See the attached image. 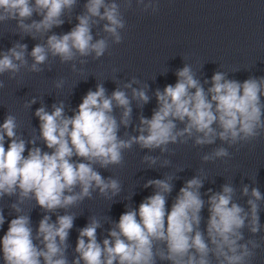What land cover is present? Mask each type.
<instances>
[{"label":"clouds","instance_id":"1","mask_svg":"<svg viewBox=\"0 0 264 264\" xmlns=\"http://www.w3.org/2000/svg\"><path fill=\"white\" fill-rule=\"evenodd\" d=\"M76 4L77 0H0V23L15 21L20 33L35 39L60 27L65 14H70ZM136 5L153 13L159 10L158 0H136ZM123 6L131 8L132 0H123ZM34 15L40 19H33ZM76 20L71 31L52 34L45 43L32 48L30 71H42L40 66L48 62L49 56L58 57L61 63L74 61L78 56L94 55L98 59L109 48L108 37L116 44L122 42L121 31L126 22L116 0H86L84 11ZM101 22L107 37L94 39L92 29ZM26 53L27 45L18 42L0 52V75L10 73V78H15L21 68L28 66ZM176 76L174 85L155 91L157 108L151 118L141 116L138 135L125 133L126 139L118 132L121 125L127 128L131 123L132 101L142 107L150 99L146 84L132 87L133 83H140L135 78L123 85V89H131V97L121 88L109 96L103 85L97 84L96 90L87 92L71 116L65 115L63 102L54 104L51 112L43 106L38 108L35 112L40 121L38 139L50 151L35 146L36 138L26 142L17 134L16 117L12 114L5 117L0 124V199L16 196L17 202L11 205L16 217L0 238L4 264H68L66 241L74 215H59L55 222L44 215L34 234L29 215L20 214L19 205L31 199L51 213L69 209L91 198L95 191L109 199L117 196L120 181L105 179L96 166L107 169L121 165L123 152L134 144L166 152L169 144H183L190 139L199 146L214 144L217 139L233 146L264 133V76L240 82L218 71L211 77L207 90L187 64ZM62 84L59 81L56 87ZM3 87L4 82L0 81V88ZM114 108L121 109L119 120L113 114ZM177 122L183 128H178ZM6 139L10 141L7 148ZM28 144L33 146L28 148ZM229 155L228 149L221 146L202 159L207 162ZM157 159L144 157L150 166ZM172 179L166 176L148 180L144 187H154V194L145 198L138 209L123 213L109 232L110 238L102 243L96 236L100 223L92 218L79 232L75 249L78 255L73 264H156L157 257L170 264H212V258L216 264H248L259 244L254 240L242 243V229L247 228L253 235L260 232L259 202L264 201V194L256 187L249 190L244 185L242 195L249 197L245 210L234 202L232 185L224 184L220 192L208 197L205 233L200 229L205 205L200 193L203 181L199 176L187 180L168 210L166 197L172 191ZM4 223L0 208V227ZM158 244L163 247H157Z\"/></svg>","mask_w":264,"mask_h":264},{"label":"water","instance_id":"2","mask_svg":"<svg viewBox=\"0 0 264 264\" xmlns=\"http://www.w3.org/2000/svg\"><path fill=\"white\" fill-rule=\"evenodd\" d=\"M85 2L77 0L72 12L65 14L60 27H54L43 37L37 36L35 39L20 33L15 21L0 23V52L7 51L17 42L25 44L28 61V66L21 68L15 78H10V73L0 75V81L4 82V87L0 88V124L8 114L14 115L18 124L17 134L26 142L36 138L35 146L43 151L50 150L38 139L40 121L35 115L36 110L43 106L51 112L54 104L63 102L65 115L71 116L87 92L96 90L97 84H102L109 96L117 88L123 89V85L133 78L140 81L139 84L133 83V88L144 84L148 86L149 102L138 107L132 101L131 123L127 128L120 126L118 135L126 139L125 133L128 136L138 135L141 116L151 118L157 108L155 91H162L169 84L174 85L177 71L186 64L192 68L205 90L211 86V77L218 71L225 73L226 78L240 82L249 77L264 76V0H158L159 10L155 13L138 7L136 0H132V7L127 9L123 6V0H116L121 4L126 22L121 31V43L116 44L108 37L109 48L98 59L94 55L78 56L74 61L61 63L58 57L49 56L48 62L40 66L42 71H30L32 48L45 43L52 34L62 35L71 31L77 23L76 16L84 11ZM33 19L40 17L34 15ZM102 27L103 22L93 27L94 39L107 37ZM81 60L86 63L82 64ZM59 81H63V84L58 88L56 84ZM123 90L131 97V89ZM33 99L35 103H31ZM120 113L121 109L114 108L113 114L118 120ZM177 126L183 128L184 125L177 122ZM8 143L10 141L6 139L5 148ZM32 146L27 145L28 148ZM221 146L228 149V157L207 162L202 159L205 154ZM24 155H27V150ZM145 156L158 159L150 166L144 161ZM165 161L168 163L165 164ZM96 170L105 179L112 177L120 181L121 191L117 196L109 199L95 191L91 198H85L69 209H57L51 213H46L31 199L19 205L20 214L29 215L34 234L44 215H49L51 222H55L59 215H74L73 227L66 241L68 264H73L78 255L75 249L80 230L95 218L100 223L96 230L97 241L102 243L110 238L109 232L120 216L131 208L138 209L145 198L154 194V187H144L148 180L173 177L172 191L166 197V208L170 210L180 188L187 180L199 176L203 181L201 198L205 201L200 229L205 233L209 217L208 197L220 192L224 184L232 185L235 189L234 202L248 210L249 197L242 195L243 186L248 185L249 190L256 187L264 194V133L250 142L233 146L219 139L214 144L199 146L194 144V139H190L183 144H169L166 152L142 149L134 144L123 152L121 165L107 169L97 165ZM15 202L16 196L0 199V208L5 217V223L0 227V238L8 230L9 222L16 217L11 207ZM259 216V233L253 235L247 228L242 229V243L254 240L259 244L258 248L253 249L254 255L248 264H264V201L259 202ZM157 247L163 245L158 244ZM0 264H4L2 252ZM156 264L170 262L157 257ZM212 264H216L214 258Z\"/></svg>","mask_w":264,"mask_h":264}]
</instances>
